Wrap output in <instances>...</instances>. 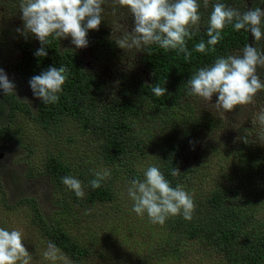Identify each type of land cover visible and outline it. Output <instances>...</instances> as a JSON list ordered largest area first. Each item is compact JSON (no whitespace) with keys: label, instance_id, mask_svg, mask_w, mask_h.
<instances>
[{"label":"trees","instance_id":"trees-1","mask_svg":"<svg viewBox=\"0 0 264 264\" xmlns=\"http://www.w3.org/2000/svg\"><path fill=\"white\" fill-rule=\"evenodd\" d=\"M12 1L17 12L19 0L17 4L16 0ZM230 2L227 0L226 4ZM234 4L243 11L246 0H236ZM258 6L262 9L259 1L248 8ZM200 13V29L187 41V49L191 53L189 60H185L183 53L165 51L152 44L144 52H137L140 73L119 74L111 96L105 95L102 78L86 68L78 52L62 48L59 39L50 37V43L45 46L47 56L40 58L34 55L41 47L35 36L15 43L19 53V60L13 65V73L18 81L15 85L22 86L33 99V107L31 110L18 99L17 94L5 95L0 89V139H13L12 133L6 129L15 111L37 122L47 134L58 125L71 121L95 138L99 159L112 168L110 177L101 182L100 188L93 189L89 183L95 175L88 180L83 198L72 194L70 199L58 196L52 200V215H44L34 198L25 200L29 202L39 233L47 241L55 243L70 261L78 264L89 254V250L77 238L70 237L59 221L74 214L71 210L75 206L88 207L92 211L113 200L111 183L115 177L127 181L140 179L134 168V151L139 148L134 125L140 120L146 118L150 122L153 116L160 125L165 126V132L160 136L163 142L156 148V167L173 187L184 180L188 170L181 168L182 160L190 154L196 141V134L183 129L184 119L176 114L190 95L187 81L199 68L212 65L217 57L241 52L245 44H251L253 38L250 32L236 31L228 26L214 51L196 52L195 45L201 40L205 43L208 40L206 28L210 11L201 7ZM108 31V23L104 19L99 30H89V45L86 48L93 61L108 64L117 56L114 40ZM50 66H64L69 71L63 90L58 94L59 100L43 104L33 96L29 80ZM155 85L165 87L166 94L156 96L152 92ZM183 110L189 111L190 108L186 106ZM252 133L247 143L243 141L234 149L221 182L207 191L204 203L195 208L190 221L182 215L169 217L164 225L157 224L160 226L159 240L149 246L145 254L132 253L128 258L127 253L119 252L112 261L169 264L179 260L183 251L187 252L193 245H198L219 255L224 264H264V143L256 138L254 130ZM207 143L213 145L215 141L208 139ZM174 168L180 171L175 177L171 174ZM44 174L56 189L62 183L61 178L69 175V170L59 158L48 156L44 163ZM244 183L255 185L249 199L241 195L240 188ZM60 215L62 218L57 219ZM116 251L118 249L113 250Z\"/></svg>","mask_w":264,"mask_h":264},{"label":"rangeland","instance_id":"rangeland-1","mask_svg":"<svg viewBox=\"0 0 264 264\" xmlns=\"http://www.w3.org/2000/svg\"><path fill=\"white\" fill-rule=\"evenodd\" d=\"M234 1L236 0H231L228 5L237 7ZM257 1L261 2L246 0V5L249 7ZM103 7L102 17L108 23L109 36H112L117 52L113 62L103 64L93 61L88 49L76 48L70 43V37L61 39L60 44L62 48L73 49L79 53L86 68L102 78L105 95L111 96L119 74L136 75L140 73V68L136 59L137 53L133 60L132 53L125 52L115 44L123 31L131 30L133 17L126 9L114 5L113 0H106ZM16 9L12 0H0V68L15 84L18 81L13 73V65L19 60L15 43L25 39V36L16 31L23 26L22 13L19 12L20 9L15 12ZM208 10L211 13V3ZM253 40L254 38L251 44ZM239 53L234 52L231 55ZM129 64L132 67H129ZM15 93L18 99L32 110L33 99L26 94L23 87H16ZM216 99L217 96L214 94L211 103L214 104ZM212 104L205 103L190 92L176 113L184 119L183 129L196 134L192 151L182 160L181 168L188 172L180 185L192 195L197 209L204 203L207 191L221 182L234 149L245 138L250 139L252 130L257 134L261 127H264L258 120L259 114L264 112V92L259 93L251 104L239 106L231 112L217 110ZM186 106H189V111L183 110ZM10 121L6 130L12 133L13 139L5 141L0 139V228L22 232L23 243L32 254L31 264H53L44 258L43 254L49 241L39 233L29 202L25 200L34 198L44 215H52V200L58 196L70 199L75 193L63 182L56 189L50 185L44 174L46 157L59 158L68 168V176L79 179L84 186L95 172L108 170L111 174L112 168L104 165L99 159L95 138L74 122L60 124L53 132L47 134L37 122L21 112L15 111ZM164 127L153 116L150 122L143 118L134 125L139 146L134 151V156L136 155L134 168L140 180L144 179V172L149 166H156L158 160L156 148L163 142L160 136L165 132ZM208 139L214 140L215 144H208ZM129 187L130 181L115 177L111 183L113 200L106 205L95 207L90 214H85L88 207L75 206L71 210L74 214L66 217V220L61 215L56 217L62 218L59 223L69 236L77 238L89 250V254L80 259L78 264H128L112 260L119 252L127 253L128 258L132 253L145 254L149 246L159 240L160 226L151 223L146 213L139 216L132 210L134 202L128 196ZM254 189V184L244 183L240 188L241 195L249 199ZM115 249L118 251L113 252ZM55 264L65 262L57 261ZM67 264L76 263L67 258ZM169 264H224V262L214 252L193 245L187 252H182L179 260Z\"/></svg>","mask_w":264,"mask_h":264},{"label":"clouds","instance_id":"clouds-1","mask_svg":"<svg viewBox=\"0 0 264 264\" xmlns=\"http://www.w3.org/2000/svg\"><path fill=\"white\" fill-rule=\"evenodd\" d=\"M105 3L106 0H19L23 26L16 31L25 38L29 34L35 36L41 44L34 53L39 58L47 56L45 46L50 43V37L59 40L70 37V43L76 48H86L89 45V30H99ZM210 3L212 11L206 28L208 40L207 43L203 40L197 43L196 52L214 51L228 26L236 31L250 32L254 40L252 44H245L239 54L217 57L212 65L196 70L187 85L191 94L205 103L212 104L215 94L217 99L212 105L217 110L231 112L239 106L251 104L259 93L264 92V10L261 7L248 8L245 5L242 11L222 0H215L214 3L212 0H113L114 5L126 9L133 17L131 30L123 31L115 44L132 53L133 60L137 52H144L148 46L156 44L165 51L183 53L187 61L191 57L187 41L200 29L201 7L207 9ZM129 67L132 65L129 64ZM68 71L64 66H50L31 77L29 86L33 96L43 104L56 103ZM15 88V83L0 68V89L5 95H11L15 93ZM152 92L163 96L167 89L155 85ZM258 120L264 125V112L259 114ZM256 138L264 143V127L257 132ZM244 142L247 143L246 138ZM171 174L175 177L180 171L174 168ZM94 175L89 183L93 189H98L102 186L101 182L110 177V172L104 170ZM61 179L78 198L85 196L82 181L73 176ZM128 196L134 202L132 210L137 215L146 213L151 223L161 226L169 217L177 215L190 221L195 210L192 195L181 185L173 187L156 166L146 169L143 180L130 181ZM90 211L86 210L85 214H90ZM43 255L53 264L57 261L67 264L62 250L53 242L47 244ZM31 261L32 254L23 243L22 232L0 228V264H31Z\"/></svg>","mask_w":264,"mask_h":264}]
</instances>
